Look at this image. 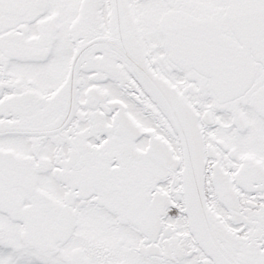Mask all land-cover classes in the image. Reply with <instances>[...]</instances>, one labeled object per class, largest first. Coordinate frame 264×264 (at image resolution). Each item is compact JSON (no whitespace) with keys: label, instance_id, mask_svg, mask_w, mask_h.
Returning <instances> with one entry per match:
<instances>
[{"label":"snow or ice","instance_id":"6c2138e0","mask_svg":"<svg viewBox=\"0 0 264 264\" xmlns=\"http://www.w3.org/2000/svg\"><path fill=\"white\" fill-rule=\"evenodd\" d=\"M0 264H264V0H0Z\"/></svg>","mask_w":264,"mask_h":264}]
</instances>
